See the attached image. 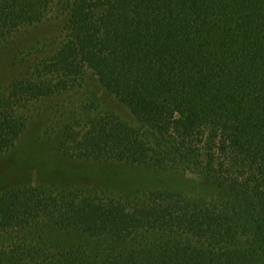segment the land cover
Here are the masks:
<instances>
[{
	"label": "trees",
	"instance_id": "1",
	"mask_svg": "<svg viewBox=\"0 0 264 264\" xmlns=\"http://www.w3.org/2000/svg\"><path fill=\"white\" fill-rule=\"evenodd\" d=\"M44 28L0 86V157L59 114L0 190V264H264V0H0V52Z\"/></svg>",
	"mask_w": 264,
	"mask_h": 264
},
{
	"label": "rangeland",
	"instance_id": "2",
	"mask_svg": "<svg viewBox=\"0 0 264 264\" xmlns=\"http://www.w3.org/2000/svg\"><path fill=\"white\" fill-rule=\"evenodd\" d=\"M47 33H48V30L46 28L42 30L39 29V30L33 31L31 33L27 32L26 35L22 36V38L19 41H17L16 43H12L9 49H7L6 51L0 52V65L1 64L3 65L5 63V65L2 68H1L2 65L0 66V86L6 83L8 84L12 80H14L19 74L18 67L16 66V64H13V61H11L12 58L15 56V54L16 53L19 54L20 52L27 50L29 47L33 45L36 39L44 37ZM95 90L97 92L100 91L99 96L102 95V92L100 89H95ZM78 98H79V95H78ZM106 100L109 102L112 108L114 109L116 108L117 110L119 109L122 112V116H125L129 120H132L128 110L124 106H121L120 104L114 102V100L112 99L111 100L106 99ZM55 104H56L55 102L52 104H48L45 108L43 107L42 113L40 112V114H35L34 122H33L35 124L28 130L24 138L17 145L18 148L13 152L7 151L4 155L0 157V190L10 189L13 186L18 185L20 183L30 182L29 174L28 173L24 174V171L15 163L18 160H20L22 157L29 156L35 159L37 156L41 155L40 149L34 147V146H37V144L35 143V140H37L36 136L46 135L45 126H44V118L47 119L46 118L47 116L49 117V119L50 118L54 119L56 117H59V114L54 111ZM36 129L38 130V135H37V132L34 131ZM60 164L63 166V168H65L64 170H66L69 174H73L72 176L68 175L70 176L67 178V180L70 181L69 183L80 182L81 177H78V176L79 174H82L83 171H84V174H88L94 177V175L96 176L97 174H101L102 169H106V170L111 169L109 165H103V167L100 168L99 166H95L93 164H85L83 162H77L75 160L73 161L72 160L71 161L61 160ZM134 174L138 177L137 179H142V180L152 179L146 176L147 174L146 172L135 171L133 175ZM131 175L125 174L124 178H127V177L131 178ZM169 178L170 179H166V180L169 181L171 180V178H174L175 182L181 188H185L187 190L189 189L192 190L195 187V182L193 181L192 178L197 179L192 176L184 179L181 176H178L176 174H171Z\"/></svg>",
	"mask_w": 264,
	"mask_h": 264
}]
</instances>
